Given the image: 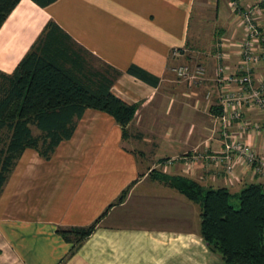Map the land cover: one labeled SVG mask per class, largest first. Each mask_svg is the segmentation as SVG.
I'll return each instance as SVG.
<instances>
[{"label":"crops","instance_id":"0c3cea01","mask_svg":"<svg viewBox=\"0 0 264 264\" xmlns=\"http://www.w3.org/2000/svg\"><path fill=\"white\" fill-rule=\"evenodd\" d=\"M221 1L56 0L42 7L20 0L0 28V70L12 73L46 24L55 20L81 45L123 71L113 92L140 106L126 136L112 115L89 108L74 135L50 159L33 148L23 152L0 196V264L218 262L201 235L200 206L161 176L228 187L233 193L251 182L264 183V176L252 170L237 167L231 175L225 162L210 158L223 142L217 45L226 36L236 47L244 37L232 0H224L225 7ZM255 1L240 0L243 6ZM211 4L221 35L212 41L211 59L197 63L206 68L205 80L191 88L174 62L192 61L184 52L194 11ZM174 49H181L179 56ZM132 64L158 76V85L128 73ZM257 75H264V60ZM245 114L264 121L258 111ZM262 142L257 141L258 147ZM126 189L124 200L111 206ZM107 209L95 232L70 255L73 244L57 232L58 226L89 225Z\"/></svg>","mask_w":264,"mask_h":264},{"label":"trees","instance_id":"16d2710c","mask_svg":"<svg viewBox=\"0 0 264 264\" xmlns=\"http://www.w3.org/2000/svg\"><path fill=\"white\" fill-rule=\"evenodd\" d=\"M33 1L46 7L56 0ZM19 2L0 0V28ZM127 72L154 86L160 81L136 64ZM122 73L55 20L46 24L12 73L0 70V196L27 148L50 159L60 143L74 135L89 108L112 115L127 135L140 104L113 92ZM161 177L200 206L201 235L226 264H264V183L251 182L233 193L228 187H205L185 177ZM127 192L111 206L122 202ZM108 210L86 226H58L57 232L73 244L70 255L95 232Z\"/></svg>","mask_w":264,"mask_h":264},{"label":"built area","instance_id":"2783aa9c","mask_svg":"<svg viewBox=\"0 0 264 264\" xmlns=\"http://www.w3.org/2000/svg\"><path fill=\"white\" fill-rule=\"evenodd\" d=\"M232 3L244 37L234 47L233 63L229 60L232 50L226 49V42L220 41L217 45L215 81L223 142L221 149L210 158L225 162V169L231 175L241 167L264 176V138L261 147L251 142L253 137L264 133V123L245 114L246 110L264 114V75H257L258 65L264 60V0H257L249 7H243L240 0ZM173 55L179 56L180 51L174 49ZM175 71L190 83L201 84L206 78V68L202 64H196L195 69L183 64L175 67ZM210 95V92L206 94L208 100Z\"/></svg>","mask_w":264,"mask_h":264},{"label":"rangeland","instance_id":"374dc122","mask_svg":"<svg viewBox=\"0 0 264 264\" xmlns=\"http://www.w3.org/2000/svg\"><path fill=\"white\" fill-rule=\"evenodd\" d=\"M232 1H231V8H232V11L234 13L235 22L238 23L239 18L237 19L236 11L233 10L234 5H233ZM221 5H222V7L226 6L224 0L221 1ZM243 7H249V6H243ZM198 11H201L200 15L198 14ZM215 11H216V9H215V6L213 4H211L207 8H202V10H200L199 8L198 9L196 8V10L194 11L195 13L193 15L191 26H190V34H189V43L190 44L188 45L187 50L184 52L185 55L189 57V59L190 58H193V59H192V61H184V60L183 61H176L174 63H177V64H174V67H179V65H183V64H189L192 69H195L196 64L201 62L200 60H203L204 58L211 59V57H212V51H211L212 41L215 40V43H216V41L218 40V38L221 35L220 34L221 33L220 32L221 27H219L220 26L219 23L216 22V20H215V13H214ZM262 19L264 22V12L262 15ZM237 23H235V24L237 25ZM263 29H264V23H263ZM229 38L230 37L224 36V39L222 38L221 42L222 43L226 42L225 43L226 49L230 50V51L232 50L231 51L232 54H231V57L229 60L233 63L232 59L234 58L233 54H234L235 49L233 47V43L230 41ZM185 55H183V57H185ZM173 73H175V75H176V72H173ZM191 86H192L191 88H195L196 85L194 86V82H193L191 84ZM261 114L264 115L263 113H261ZM254 121L257 122L258 120H254ZM258 136L259 137H253L254 142L251 141L253 144L257 145L258 144L257 141L260 140V137H262L261 140L263 141L264 133L262 135L259 134ZM234 204L236 206L239 205L237 198L234 199ZM217 255H218L217 256L218 262L216 264H226L223 261V259L221 258L220 254H217Z\"/></svg>","mask_w":264,"mask_h":264}]
</instances>
